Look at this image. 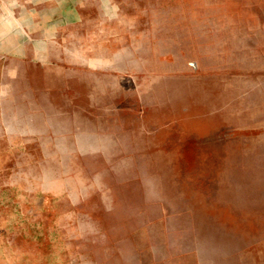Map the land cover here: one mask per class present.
<instances>
[{
	"label": "rangeland",
	"instance_id": "374dc122",
	"mask_svg": "<svg viewBox=\"0 0 264 264\" xmlns=\"http://www.w3.org/2000/svg\"><path fill=\"white\" fill-rule=\"evenodd\" d=\"M195 2L0 0V264H264V0Z\"/></svg>",
	"mask_w": 264,
	"mask_h": 264
},
{
	"label": "crops",
	"instance_id": "0c3cea01",
	"mask_svg": "<svg viewBox=\"0 0 264 264\" xmlns=\"http://www.w3.org/2000/svg\"><path fill=\"white\" fill-rule=\"evenodd\" d=\"M194 5L196 6V9L200 13V15L203 12L207 11L206 9H207V7H209L208 0H196ZM232 15H233L232 13L222 11V9H220L218 12H216V14L213 15L214 22H215L214 32L220 33L222 31V27L228 25L226 23H232L233 20H228V19L232 18ZM222 22H225V23H222ZM234 24H235V22H234Z\"/></svg>",
	"mask_w": 264,
	"mask_h": 264
}]
</instances>
